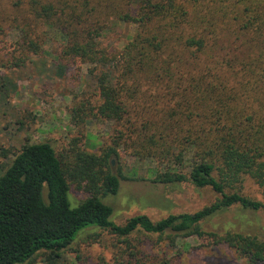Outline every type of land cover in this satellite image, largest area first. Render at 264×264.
<instances>
[{
  "label": "rangeland",
  "instance_id": "rangeland-1",
  "mask_svg": "<svg viewBox=\"0 0 264 264\" xmlns=\"http://www.w3.org/2000/svg\"><path fill=\"white\" fill-rule=\"evenodd\" d=\"M28 1L64 12L71 8L79 16L76 28L87 30L88 38L103 54L99 63L81 60L66 50L71 44L60 32L56 18H34ZM139 18L148 20L140 24ZM246 22L252 24L249 31H240ZM198 39L203 41L200 52L187 47L186 41ZM157 44L159 47H155ZM219 44L227 51L232 47L240 52L264 51V0H0V173L25 140L48 143L68 169L75 151L97 156L111 148L115 152L108 158L111 172L118 171L127 178L119 179L115 195L100 198L111 208L109 220L114 224L137 215L155 222L167 215L209 206L219 197L209 186L151 183L156 171L186 172L192 159L191 149L185 146L181 164L174 165L172 157L170 160L160 153L168 150L176 156L182 144L152 146L146 141L163 137L160 132L166 130L164 125L173 128L170 122H178L180 113L185 112V105L176 102L181 96L166 97V92L172 88L175 91L176 80L135 83L136 91L123 98L130 103L127 122H115L98 115L101 99L97 78L110 73L115 83L118 75L127 71V64L141 65L145 55L159 62L172 61L186 72L196 73L214 58ZM262 58L264 54L259 60L264 67ZM216 68V72L225 69ZM260 78L264 86V76ZM209 80L213 87L218 83ZM142 126L147 128L142 131ZM179 131L175 129L176 138L182 135ZM149 149L160 159L148 154ZM213 177L218 179L217 171ZM68 185L67 200L70 207H75L86 193L71 181ZM222 190L264 203V195L246 175L230 185L225 182ZM200 229L219 236L227 232L249 235L264 244V210L249 211L233 205L206 219ZM46 258L47 253L40 252L24 264H50ZM54 264L248 263L225 245L205 237L171 240L167 235L142 231L117 237L100 228H89L59 252Z\"/></svg>",
  "mask_w": 264,
  "mask_h": 264
},
{
  "label": "trees",
  "instance_id": "trees-1",
  "mask_svg": "<svg viewBox=\"0 0 264 264\" xmlns=\"http://www.w3.org/2000/svg\"><path fill=\"white\" fill-rule=\"evenodd\" d=\"M27 5L34 18H56L60 32L72 45L66 50L73 56L99 63L103 54L88 38L87 30L76 28L79 16L71 8L64 12L34 1H28ZM124 19L131 21L130 18ZM147 20L139 18L137 22L142 24ZM251 25L246 22L239 30L249 31ZM186 44L195 48V52H200L203 47L200 39L186 41ZM28 45L35 48L32 42ZM220 45L213 53L214 58L196 73L186 72L172 61L159 62L158 58L155 60L145 55L143 64H127V71H122L115 83L111 82L110 73H101L97 78L101 99L98 115L115 122L126 119L130 103L123 98L136 91L135 83L140 80L151 84L176 80L175 91L172 88L166 92V97L181 96L176 102L185 105V112L180 113L178 122H170L173 128L164 125L167 131L160 132L163 137L157 136L153 139L155 142L149 137L146 141L152 146L182 144L178 146L182 150L176 156L168 150L160 153L168 159L172 157L174 165L181 164V153L187 148L191 149L192 159L186 172L175 169L156 171L151 183L190 182L209 186L217 191L218 199L192 213L167 215L155 222L137 215L117 225L109 220L111 208L100 201L104 196L116 194L119 179H127L118 171L111 172L108 158L114 156L113 149L106 148L97 156L75 151L73 165L68 169L48 143H27L25 140L0 173V264H24L40 252L47 253L46 259L54 264L59 252L78 233L89 228H100L117 237H126L135 231L167 235L171 240L173 237H205L214 244L225 245L248 264H264V244L256 237L229 232L219 236L200 229L206 219L233 205L249 211L264 210V203L222 190L225 182L230 185L240 175H246L264 195V86L260 84L264 67L263 62H259L264 51L250 53L246 49L240 52L236 47L227 51ZM150 46L151 42H146V47ZM67 55L70 56L69 52ZM216 66L225 69L216 72ZM191 67L195 70L196 63L193 62ZM209 79L216 80L217 85L213 87ZM181 124L187 127L183 129ZM142 127V131L147 128ZM175 129L182 135L176 138ZM185 146L188 147L183 149ZM147 153L160 159L156 151L153 153L149 149ZM214 171L218 173L217 180L213 177ZM68 181L86 193L75 207H70L67 200Z\"/></svg>",
  "mask_w": 264,
  "mask_h": 264
}]
</instances>
